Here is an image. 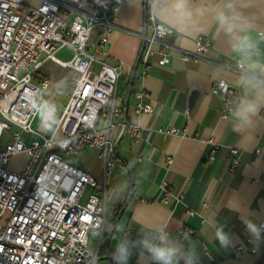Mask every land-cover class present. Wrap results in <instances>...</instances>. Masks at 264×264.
Here are the masks:
<instances>
[{"label":"crops","instance_id":"obj_1","mask_svg":"<svg viewBox=\"0 0 264 264\" xmlns=\"http://www.w3.org/2000/svg\"><path fill=\"white\" fill-rule=\"evenodd\" d=\"M107 1L113 4L114 0ZM215 2L190 0L193 8L205 10L197 21L206 25V32L184 42L167 35L162 45L153 47L147 75L138 63L145 15L147 12L157 20L164 18L156 14L153 0H121L117 7L116 28L108 35V57L112 64L122 67L117 103L128 122L142 128V137L136 140L127 134L118 143L116 168L106 180L108 200L118 195V191H110L116 185L126 184L128 191L113 204L108 203L107 222H113L115 229L97 264H113L112 252L122 235L121 229L131 239H137L141 232L166 226L177 238L184 225L195 231L194 236L181 241L186 247L194 244L199 252L202 244H207L211 249L212 260L203 257L200 264H264V241L255 246L257 253H252L250 235L242 219L249 218L258 225L264 221V109L257 114L255 126L246 131L234 129L231 114L227 119L221 117L225 100L211 93L212 86L226 80L239 93L242 70L238 69L228 38L216 30L215 14L211 10ZM236 7L253 21L252 35L261 41L264 52V0H237ZM200 36L211 41V48L198 58L184 61L186 53L196 54V39ZM163 54L170 59L166 65L160 62ZM59 56L67 60L71 54L64 51ZM41 66L35 82L50 81L51 86L43 97L57 104L59 119L78 75L72 68L50 60ZM139 91L146 93L145 102L152 105V114H136ZM35 127L39 134L51 135L40 131L38 119ZM169 129H178L180 134H164ZM212 140L219 146L216 153L212 152ZM232 149L239 151L235 172L229 169ZM256 149H261L262 155H255ZM89 150L101 160L99 169L86 163ZM168 158L172 160L170 164ZM16 160L22 162L18 167L13 165ZM27 161L26 155H19L9 168L20 172ZM70 161L100 185L105 183L104 161L97 150L87 149ZM165 182L174 196H183L181 202L173 198L167 204L160 202L161 186ZM122 204L124 207L119 208ZM188 209L195 214L187 215ZM218 226L233 237L231 247H220L215 238ZM130 264H149V260L134 255Z\"/></svg>","mask_w":264,"mask_h":264},{"label":"built area","instance_id":"obj_2","mask_svg":"<svg viewBox=\"0 0 264 264\" xmlns=\"http://www.w3.org/2000/svg\"><path fill=\"white\" fill-rule=\"evenodd\" d=\"M120 3L0 0V264H97L107 223L106 180L116 168L118 143L127 134L136 140L142 137V128L129 123L117 103L122 67L108 57V35L116 28ZM145 21L138 63L147 75L153 47L162 45L166 36L162 26L156 29L161 34L155 32L158 20L154 15L149 14ZM211 45L209 39L198 37L196 54L186 53L183 60L200 57ZM64 51L71 54L67 60L59 56ZM47 60L72 68L78 75L58 119L57 133L49 136L36 130L37 117L28 100L36 90L44 99L51 86L49 80L35 82ZM160 62L166 65L170 59L163 54ZM238 69L243 71L239 64ZM211 93L224 97L225 109L220 114L227 119L238 89L220 80ZM146 96L143 91L136 93L138 116L153 113ZM5 133L10 137L7 142H3ZM164 134L178 135L180 130L169 129ZM210 144L216 153L219 146L213 140ZM87 149L97 150L104 161L103 185L70 161ZM231 152L229 169L235 172L239 151ZM261 152L256 149L254 154ZM19 155L27 156V164L22 171L13 172L9 166ZM161 191L164 204L171 198L176 202L183 198L174 196L166 182ZM186 211L189 216L195 214ZM91 234L100 235L96 254L90 251ZM194 235L195 231L184 225L176 237L183 241ZM248 241L252 253H257L251 237ZM210 250L202 244L199 260L206 257L211 261Z\"/></svg>","mask_w":264,"mask_h":264},{"label":"clouds","instance_id":"obj_3","mask_svg":"<svg viewBox=\"0 0 264 264\" xmlns=\"http://www.w3.org/2000/svg\"><path fill=\"white\" fill-rule=\"evenodd\" d=\"M153 4L156 14L164 18L154 24L158 35L161 32L156 29L161 26L164 29L163 35H174L178 42L206 32V25L197 21V17L202 16L205 10L193 8L190 0H153ZM236 5L237 0H216L211 10L215 14L216 30L228 38L233 55L243 67L240 91L229 104V112L234 129L246 131L255 126L257 114L264 109V52L260 48L261 41L252 35L255 31L253 21L238 12ZM28 100L41 130L56 135L59 127L57 104L50 99H43L39 90L30 92ZM114 190L118 191L114 200H108V193L104 195L109 205L125 195L128 187L126 184L116 185L110 191ZM242 219L251 242L258 247L264 240V225H258L246 217ZM121 233L112 252L113 264H130L134 255L138 258L146 256L149 264H200L195 245L186 247L181 240L170 234L166 226L155 231L141 232L137 239H131L123 229ZM215 238L223 249L231 247L234 242L231 234L222 226L216 228Z\"/></svg>","mask_w":264,"mask_h":264},{"label":"rangeland","instance_id":"obj_4","mask_svg":"<svg viewBox=\"0 0 264 264\" xmlns=\"http://www.w3.org/2000/svg\"><path fill=\"white\" fill-rule=\"evenodd\" d=\"M59 116V113L57 112V117ZM40 131L42 133H46L44 131L41 130ZM3 136V142H7L9 140V135L8 134H4ZM87 153V158L86 163H88L90 166H93L94 168L99 169L100 168V163L101 160L97 159L95 157V154L92 150H89ZM22 162L20 160H16L15 162H13L14 167H18L19 164H21ZM99 183V182H98ZM90 191H88L89 193ZM99 239H100V235L99 234H91V238H90V251L93 252L94 254H96V252L98 251V247H99ZM101 260V256L98 257V261L97 263Z\"/></svg>","mask_w":264,"mask_h":264},{"label":"trees","instance_id":"obj_5","mask_svg":"<svg viewBox=\"0 0 264 264\" xmlns=\"http://www.w3.org/2000/svg\"><path fill=\"white\" fill-rule=\"evenodd\" d=\"M149 14L146 12L145 15V20L147 18ZM146 22V21H145ZM145 22H144V26H145ZM118 158V155H117ZM125 204V202H124ZM124 204H122L119 208H123ZM105 231H104V236H103V245L101 246L100 250H99V256H101V254L103 253L104 249L107 247V243L109 241L110 236L112 235L114 229H115V224L113 222H107L106 226L104 227ZM108 229H113L112 231H107Z\"/></svg>","mask_w":264,"mask_h":264}]
</instances>
